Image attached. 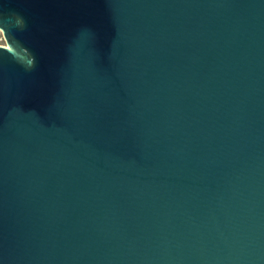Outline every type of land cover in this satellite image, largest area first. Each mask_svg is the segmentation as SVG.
Listing matches in <instances>:
<instances>
[{
    "label": "water",
    "instance_id": "water-1",
    "mask_svg": "<svg viewBox=\"0 0 264 264\" xmlns=\"http://www.w3.org/2000/svg\"><path fill=\"white\" fill-rule=\"evenodd\" d=\"M0 264H264V0H0Z\"/></svg>",
    "mask_w": 264,
    "mask_h": 264
},
{
    "label": "rangeland",
    "instance_id": "rangeland-1",
    "mask_svg": "<svg viewBox=\"0 0 264 264\" xmlns=\"http://www.w3.org/2000/svg\"><path fill=\"white\" fill-rule=\"evenodd\" d=\"M0 45H5L4 38L2 36L1 30H0Z\"/></svg>",
    "mask_w": 264,
    "mask_h": 264
}]
</instances>
